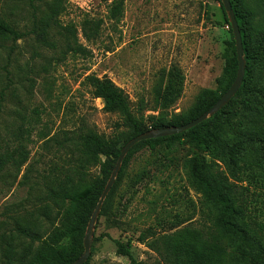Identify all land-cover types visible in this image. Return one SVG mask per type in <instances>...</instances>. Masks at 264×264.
<instances>
[{"label":"rangeland","instance_id":"rangeland-1","mask_svg":"<svg viewBox=\"0 0 264 264\" xmlns=\"http://www.w3.org/2000/svg\"><path fill=\"white\" fill-rule=\"evenodd\" d=\"M112 1L69 0L60 25L75 26L78 42L87 48L85 54H74L67 50L62 35L66 32L60 28L47 38V44L32 32L30 0H0V16L27 33L16 42L0 38V93L4 91L0 153L18 145L14 134L23 119L31 130L25 142L30 152L26 165L20 171L11 165L0 170V220L7 208L25 210L40 204L49 176L67 157L59 145L65 136L78 138L88 131L107 139L128 135L125 118L104 109V101L94 97L85 81L88 76L110 78L128 95L132 113L147 123L162 112L158 91L173 67L180 69L185 81L182 96L165 110L168 115L189 109L202 89L216 88L225 65V41L231 38L225 23V16L229 17L220 2L122 0L123 16L115 21L107 17ZM84 18L103 20L101 35L94 42L82 35ZM192 156L187 144L164 146L156 152L145 149L135 155L115 192V204L121 203L126 211L117 226L99 214L89 264H130L127 257L117 255L115 240L131 241L138 261L165 264L150 247L153 237L140 240L142 233L149 228L157 236L185 227L209 231L212 222L188 174ZM215 161L227 172L225 164ZM27 170L30 180L20 184ZM98 173L99 168L90 171L92 177ZM177 216L190 219L177 223Z\"/></svg>","mask_w":264,"mask_h":264},{"label":"trees","instance_id":"trees-1","mask_svg":"<svg viewBox=\"0 0 264 264\" xmlns=\"http://www.w3.org/2000/svg\"><path fill=\"white\" fill-rule=\"evenodd\" d=\"M217 1L225 12L221 0ZM230 1L240 27L246 62L240 90L224 108L199 125L181 134L142 140L134 146L125 157L100 212V218H105L111 225L119 224V216L125 213L126 207L115 204V192L137 153L145 149L156 152L164 146L170 149L175 144L191 146L193 156L188 163L189 178L201 195L203 212L212 226L207 232L185 227L161 236H157L152 228L142 233L140 240L153 237L150 247L165 264H264V0ZM68 2L30 0L34 19L32 32L38 33V38L47 44V38L60 28L66 32L62 35L67 50L85 54L87 48L78 42V29L60 25ZM123 5L122 0H113L107 17L119 21L123 16ZM225 23L229 26L231 38L225 41V65L216 79V88L202 89L186 111L165 113L184 90L185 78L178 67L167 73L165 85L158 91L162 112L151 117L148 123L132 113L128 95L110 78L95 75L86 78L94 97L104 101V109L125 118L128 135L123 139H107L88 131L78 138L65 136L59 145L67 157H63V164L49 176L45 192L38 201L40 204L25 210L7 208L3 214L0 220V264H72L83 254L89 221L123 146L133 137L152 129L177 127L197 119L234 83L239 60L233 30L226 16ZM101 25L102 19L84 18L81 23L83 37L88 42L96 41L101 35ZM26 35L0 16V38L16 42ZM0 94L1 110L4 91ZM25 122L23 119L14 134L19 140L18 145L9 152L0 153V170L11 165L20 171L29 161L30 152L25 142L30 140L31 130L29 126L25 127ZM215 160L225 164L227 172L219 169ZM92 168H99V173L93 177L90 174ZM28 174L29 170L20 184L29 182ZM176 218L177 223L190 219ZM36 242L40 245L35 248ZM115 245L117 255L127 257L130 264H145L134 258L131 241L115 240ZM90 260L91 257L85 264Z\"/></svg>","mask_w":264,"mask_h":264},{"label":"water","instance_id":"water-1","mask_svg":"<svg viewBox=\"0 0 264 264\" xmlns=\"http://www.w3.org/2000/svg\"><path fill=\"white\" fill-rule=\"evenodd\" d=\"M225 11L228 14L229 17V23L231 25V29L233 30L234 34V39L236 42V48H237V55H238V60H239V68L237 72L236 79L230 89L218 100V102L210 108L206 113H204L202 116L198 117L197 119L181 125L177 127H161L157 129H152L148 132H145L143 134H140L136 137H133L130 141H128L122 148L120 157L117 161L116 167L108 181V184L102 192V196L96 206V209L94 210V213L89 221L86 233H85V238H84V252L83 254L72 264H85L89 258L91 257L92 251V236H93V227L94 224L101 212L103 203L108 196V192L111 191L113 185L115 184V181L118 177L119 171L122 167V163L129 153V151L136 146L138 143L149 140V139H156V138H162V137H167V136H173L177 134H181L197 125L202 123L203 121L207 120L214 114L218 113L222 108H224L231 100L232 98L235 97V95L238 93V91L241 88V84L243 83L244 76H245V69H246V62L244 59V48H243V41H242V35L240 31L239 24L237 22L232 4L230 0H221Z\"/></svg>","mask_w":264,"mask_h":264}]
</instances>
